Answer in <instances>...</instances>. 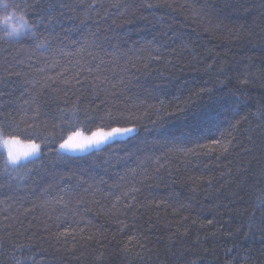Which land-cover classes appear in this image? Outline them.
<instances>
[{"label": "trees", "instance_id": "16d2710c", "mask_svg": "<svg viewBox=\"0 0 264 264\" xmlns=\"http://www.w3.org/2000/svg\"><path fill=\"white\" fill-rule=\"evenodd\" d=\"M1 14L30 34L0 38V139L39 153L0 151V264H264V0ZM114 127L134 131L58 150Z\"/></svg>", "mask_w": 264, "mask_h": 264}, {"label": "rangeland", "instance_id": "374dc122", "mask_svg": "<svg viewBox=\"0 0 264 264\" xmlns=\"http://www.w3.org/2000/svg\"><path fill=\"white\" fill-rule=\"evenodd\" d=\"M20 18L21 17H19L17 15H12V14L11 15L10 14L9 15L1 14L0 15V38L1 39H6V40H9V41H13V40H16V39L24 36V35L30 34L29 28L27 26H25L21 30V34L19 36H17V35H11L10 36L9 35V33L11 32L13 26H17L18 27L20 25V23H21ZM95 133L96 134H102V133H107V132H95ZM93 134L94 133L87 135V134L79 133V136H74V134H72L70 136H73L74 140L84 143V142H86L89 139L95 140L97 137L93 136ZM128 134L117 136L115 138H120V137L126 136ZM67 139H68V137H67ZM67 139H65V140H67ZM110 140H112V139H108V140H106V141H104L102 143H99V144H92L91 146H86L82 150L81 149L64 150V149L60 148V144H61L60 143L59 146H58V150L60 152L64 153V154L81 155V154L88 153V152H90V151H92V150H94L96 148L101 147L102 145L106 144ZM5 141H8V143H5ZM11 141H12V139H0V151L5 155L7 161H8V153H9V151H12L13 154H19L21 156L25 152H30L31 145H32L31 143H24V142H21V141H18V140H15L16 142L12 143ZM38 153H39V150H38V152L36 154L30 155L27 159H23L22 158L20 163H23V162H26L28 160L34 159L38 155Z\"/></svg>", "mask_w": 264, "mask_h": 264}, {"label": "snow or ice", "instance_id": "6c2138e0", "mask_svg": "<svg viewBox=\"0 0 264 264\" xmlns=\"http://www.w3.org/2000/svg\"><path fill=\"white\" fill-rule=\"evenodd\" d=\"M21 23L20 25L13 26L11 32L9 35H17L19 36L21 34V30L26 26L27 22L24 21L23 17L20 18ZM134 131L133 128H120V127H114L107 133L102 134H96L94 133L93 136L97 137L95 140L89 139L86 142L82 143L79 141L74 140L73 136L68 137L67 140H65L63 143L60 144V148L64 150H76V149H84L86 146H91L92 144H99L102 143L108 139H114L117 136L125 135L130 132ZM74 136H79V133H74ZM12 143H15V139L12 138ZM5 143H8V141H5ZM213 143H218L217 141H213ZM39 145L32 144L30 152H25L22 156L19 154H13L12 151H9L8 153V163L12 165H19L21 159H27L30 155H34L38 152ZM226 150V149H225ZM211 223V221H209Z\"/></svg>", "mask_w": 264, "mask_h": 264}]
</instances>
